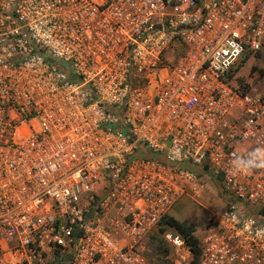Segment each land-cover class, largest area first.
I'll return each mask as SVG.
<instances>
[{
	"label": "built area",
	"instance_id": "1",
	"mask_svg": "<svg viewBox=\"0 0 264 264\" xmlns=\"http://www.w3.org/2000/svg\"><path fill=\"white\" fill-rule=\"evenodd\" d=\"M264 0H0V264H155L209 176L226 205L169 264H264Z\"/></svg>",
	"mask_w": 264,
	"mask_h": 264
},
{
	"label": "rangeland",
	"instance_id": "2",
	"mask_svg": "<svg viewBox=\"0 0 264 264\" xmlns=\"http://www.w3.org/2000/svg\"><path fill=\"white\" fill-rule=\"evenodd\" d=\"M234 78H236L235 81L238 85L246 82L252 83L258 85L261 90L264 91V50L256 53L253 56H245L235 67ZM204 179L206 180V185L203 189L204 197L203 199L201 198L200 202L187 200V203L183 204L182 201H179L174 204L172 209L167 214L174 219L192 225L198 232H202V227L210 218L211 214L219 211L217 206L205 201L206 196H210V190L214 188L218 195L221 196L219 193L221 192V189L218 183L209 176H204ZM191 219H196V222L193 223ZM164 226V221H161V223L158 225V228ZM159 233L160 232H158L157 229V231L152 236L145 239L143 243L144 254L149 259L154 261L155 264H169L164 258V252L157 249V246H163L160 242Z\"/></svg>",
	"mask_w": 264,
	"mask_h": 264
},
{
	"label": "trees",
	"instance_id": "3",
	"mask_svg": "<svg viewBox=\"0 0 264 264\" xmlns=\"http://www.w3.org/2000/svg\"><path fill=\"white\" fill-rule=\"evenodd\" d=\"M219 193L221 194V196H223V194L221 192H219ZM161 221L162 222L164 221L165 226L158 228V232H162L165 229H167L168 227H173V229H176L183 236H185L188 243L192 246L193 251L196 254V258H197L199 247L197 244V239L192 235V233L195 231V228L186 222L179 221V220L174 219L168 215L163 216ZM161 221L159 223H161ZM157 249H159L161 251H165V247H163V246L162 247L157 246Z\"/></svg>",
	"mask_w": 264,
	"mask_h": 264
},
{
	"label": "clouds",
	"instance_id": "4",
	"mask_svg": "<svg viewBox=\"0 0 264 264\" xmlns=\"http://www.w3.org/2000/svg\"><path fill=\"white\" fill-rule=\"evenodd\" d=\"M255 167H264V153L256 151L251 153L244 160H235L233 163L234 171H248Z\"/></svg>",
	"mask_w": 264,
	"mask_h": 264
},
{
	"label": "crops",
	"instance_id": "5",
	"mask_svg": "<svg viewBox=\"0 0 264 264\" xmlns=\"http://www.w3.org/2000/svg\"><path fill=\"white\" fill-rule=\"evenodd\" d=\"M210 191H211L209 194L210 196H206L205 201H208V202L214 204L215 206H217L219 208L218 210L220 211V209H223V207H225V205H226V198L224 197V195L219 196L218 193L215 191V188L211 189ZM203 197H204V194H202L201 198L203 199ZM180 201H182L183 204L187 203V200H185V199L180 200ZM205 217H206V215H205ZM204 220H203V223H204ZM191 221L193 223H195L196 219H191Z\"/></svg>",
	"mask_w": 264,
	"mask_h": 264
}]
</instances>
